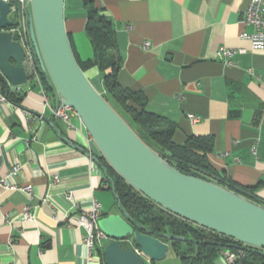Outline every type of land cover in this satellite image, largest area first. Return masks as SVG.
<instances>
[{"label": "crops", "instance_id": "obj_1", "mask_svg": "<svg viewBox=\"0 0 264 264\" xmlns=\"http://www.w3.org/2000/svg\"><path fill=\"white\" fill-rule=\"evenodd\" d=\"M247 3L94 0L115 31L121 58L118 84L141 93L147 112L175 126V144L212 137L206 154L210 166L239 186L263 182L255 196L264 202V49L253 51L241 38L252 31L242 23ZM85 22L82 1L64 0L65 30L81 63L93 59ZM221 48L233 55L219 59ZM84 74L104 93L96 67ZM1 81L17 103L0 102V179H5L0 185V264H104L100 253L86 260L83 229L64 220L65 215L80 216L94 201L101 214H118L99 164L101 153L78 118L69 126L51 116L45 99L53 106L59 97L47 75L42 73L41 90L30 78L12 87L0 73L4 96ZM231 110L237 115L230 116ZM15 165L19 173L8 176ZM25 185L32 187L30 197L11 189ZM25 207L34 221L23 220ZM146 264L181 262L169 249L163 261ZM212 264L229 263L221 252Z\"/></svg>", "mask_w": 264, "mask_h": 264}, {"label": "water", "instance_id": "obj_2", "mask_svg": "<svg viewBox=\"0 0 264 264\" xmlns=\"http://www.w3.org/2000/svg\"><path fill=\"white\" fill-rule=\"evenodd\" d=\"M29 37L40 70L47 75L59 102L73 108L109 166L136 191L170 213L197 226L264 249V206L227 189L215 180L181 173L148 147L105 101L79 67L64 26V0H29ZM9 2L0 0V73L12 87L27 83L24 50L9 19ZM116 197V196H115ZM122 213L102 216L98 225L108 238L104 264L163 261L167 242L134 229ZM132 237L133 248L121 241ZM162 238L187 239L163 234Z\"/></svg>", "mask_w": 264, "mask_h": 264}, {"label": "trees", "instance_id": "obj_3", "mask_svg": "<svg viewBox=\"0 0 264 264\" xmlns=\"http://www.w3.org/2000/svg\"><path fill=\"white\" fill-rule=\"evenodd\" d=\"M81 1L86 18L84 31L92 44L93 59L91 62L81 63L75 55L74 57L83 72L92 66L100 71L104 87L101 96L105 101L148 147L181 173L215 180L227 189L264 206V202L255 196L256 190L263 185V182L253 186H239L224 179L210 166L206 154L211 150L212 137H190L182 145L175 144L172 141L175 126L147 112L146 98L141 93L124 89L118 84L117 75L121 67V58L113 25L104 15L103 9L94 6V0ZM10 19L17 21L16 14H11ZM1 84L6 99L17 103L5 83L1 81ZM236 115L237 111H230V116ZM99 159V164L104 169V179L109 181V188L116 196L118 213L126 215L124 219L132 223L134 229H138L141 233L149 232L167 242L171 252L178 255L181 264H212L223 251L240 252L237 261H242L244 264H264V249L242 244L170 213L130 186L109 166L103 156ZM106 215L108 214H101L103 217ZM163 234L183 237L188 241L167 240L162 238ZM128 239L133 243L132 237L129 236ZM121 245L130 248L122 243ZM183 245L186 246L185 249H182ZM100 254L104 261L103 253Z\"/></svg>", "mask_w": 264, "mask_h": 264}, {"label": "built area", "instance_id": "obj_4", "mask_svg": "<svg viewBox=\"0 0 264 264\" xmlns=\"http://www.w3.org/2000/svg\"><path fill=\"white\" fill-rule=\"evenodd\" d=\"M9 2L10 12H14L15 10L18 13L19 24L21 27L11 28L9 31L11 33L17 32L19 35V39L21 45L24 50V59L23 66L27 75V79L30 78L36 85L40 87L42 90V82L41 75L42 72L40 70V66L34 52L28 31V22L30 18V3L29 0H5ZM243 25L252 29L250 33L244 32L241 34V38L247 40L250 44V48L253 51H260L264 49V0H248V3L244 9L243 16ZM233 55V51L221 48L217 51L216 56L219 59L227 60L229 57ZM226 63H229L226 61ZM7 99L5 96H0V102H6ZM45 105L49 107L51 116L57 120H60L69 126L72 118H78L76 111L67 105L60 104L59 101L55 103V105L51 106L50 103L45 99ZM79 119V118H78ZM191 122H196L197 118L190 116ZM92 139V138H91ZM20 171V167L15 165L9 172L8 176H16ZM56 181V177H54ZM5 184V179H0V185ZM107 187V186H105ZM11 189H15L23 192L28 197L31 196V185L12 187ZM69 199H72V195H69ZM24 221H34V214L31 213L27 207L23 209L22 214ZM101 218V210L100 204L96 201L92 202L90 208L86 211H83L80 216L76 218H68L67 215L64 216V220L66 221H74L75 225L78 228L83 229V243L86 248L87 259L90 261L95 256H97L100 252L103 253V249L108 238L106 235L100 230L98 221ZM9 221V220H7ZM134 249V251L139 254V250L135 248L131 242V240H126ZM224 258L229 264H233L237 261L239 253H235L232 251H223L222 252Z\"/></svg>", "mask_w": 264, "mask_h": 264}, {"label": "rangeland", "instance_id": "obj_5", "mask_svg": "<svg viewBox=\"0 0 264 264\" xmlns=\"http://www.w3.org/2000/svg\"><path fill=\"white\" fill-rule=\"evenodd\" d=\"M11 14H16V19H17V21L19 20V17H18V13H17V11L15 10L14 12H10V15ZM10 15H9V19H10ZM10 20H12V19H10ZM12 21H14V20H12ZM17 21H14V22H17ZM10 30V29H9ZM111 203L114 205V203H115V200H114V198L111 200ZM115 208V207H114ZM108 241H106V243H107ZM105 243V244H106ZM121 243L125 246V247H130V248H133L127 241H121ZM186 248V246L185 245H183L182 246V249H185Z\"/></svg>", "mask_w": 264, "mask_h": 264}]
</instances>
